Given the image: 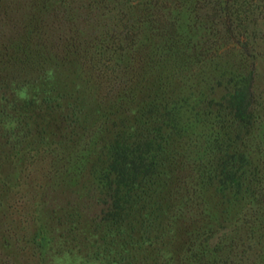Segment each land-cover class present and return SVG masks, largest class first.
<instances>
[{
	"label": "rangeland",
	"instance_id": "rangeland-1",
	"mask_svg": "<svg viewBox=\"0 0 264 264\" xmlns=\"http://www.w3.org/2000/svg\"><path fill=\"white\" fill-rule=\"evenodd\" d=\"M111 3L118 18H169L190 42L209 39L158 87L138 61L148 46L138 60L104 48L87 7L56 23L80 48L46 60L42 0H0V51L19 55L0 56V264H264V0ZM225 14L232 40L214 64L208 24ZM235 87L250 90L241 121ZM113 159L126 180L157 165L132 195L113 191ZM113 192L129 194L123 219Z\"/></svg>",
	"mask_w": 264,
	"mask_h": 264
},
{
	"label": "trees",
	"instance_id": "trees-1",
	"mask_svg": "<svg viewBox=\"0 0 264 264\" xmlns=\"http://www.w3.org/2000/svg\"><path fill=\"white\" fill-rule=\"evenodd\" d=\"M50 1H57L58 3L57 6L60 7L62 10H60V12L59 10H55V9H52L50 11L49 8H47L48 2ZM118 1H122V0H111V2L113 3H118ZM108 2L109 0H42V7H45L44 18H46L42 22V27H43L42 28V33H43L42 58L47 60L50 57L49 54L55 57L58 56L57 53L59 51L60 53L64 51L68 52L70 51V49L72 51H77V49L80 48L79 47L80 41L74 35L72 34L67 35L65 37L66 39H64L55 31L57 30L56 23L58 21V18H68L67 21H69L68 24H70L71 22L69 18L71 17L69 12L70 11L72 12V10L77 11V9L79 8L82 9L86 7H87V12L82 17V20L85 21H88V19L89 21L95 20L96 27H98V31H97L99 35L98 37H100L99 44H103V41H105V43L103 44L104 48H108L111 51L117 50L123 53H128V54L132 53L135 55L134 57L137 58L138 60L137 57L138 47L139 49L141 48L144 50L148 46L149 50L147 51V54L144 53L140 55L138 61L141 62L140 64L142 65V67L146 66L147 70L149 68V71H151L150 74L153 75L151 82L152 83L155 82V85L158 87H161L163 85L164 81L162 80H165L166 78L165 74H161L163 70L170 69V67L173 66L178 61L179 62L184 61L185 59L188 58L190 54H196V55L198 53L200 54V51H202L201 47L204 41L207 42L209 39L205 37L206 39L203 38V41L201 43H198L197 41L190 42L189 38H186V36L181 35V33L177 31L176 29L177 26L174 25L175 24L174 21L170 20L169 18H118L115 13L113 15L109 14L110 9H108L106 12L102 10L103 8L106 7V4ZM99 8H101L100 11ZM107 13H108V15H106L107 18L102 16ZM225 17L226 18H222L220 21H216V22L212 20L213 18H211L208 24V28L210 26H213L215 28L214 31H212L213 35H215L216 38L219 39L217 45L214 46V49L210 48V46H205V50L207 49L208 52L210 53L209 61H214V64L216 63L214 60L215 57L220 55L215 50H217V48L220 45H224L226 44V42L232 40V29H233L232 18H228L229 14H225ZM47 18H50V21L47 20ZM218 23L220 26L223 27L222 30L220 26L218 28ZM204 26L205 23L203 24V27ZM144 27L146 31L143 33ZM68 28L70 29V27ZM72 30L74 32L77 31L76 28ZM92 37L94 39L96 38V35H93ZM142 39H144L145 41L149 40L151 43L143 44ZM59 40H63L64 44L57 47ZM2 48L3 51L2 52L0 51L1 57L2 55L4 56L8 55V58L10 59L12 58L15 60L16 58H18L19 55L17 53L18 52L17 49H13V47H10V49L7 51L5 50L4 46H2ZM186 49L191 50L190 54L189 52H187ZM246 94H250V90L248 89L244 90L242 88L235 87L231 92L230 98L228 100L229 108L232 111V116L239 121L247 117L249 114V110H248L249 98H246ZM154 96H156V94H154ZM154 105H155L154 102L147 104V106H149L147 112L153 110L152 107L156 109L157 105L155 106ZM47 106L50 107L49 105ZM159 107L164 108V105L158 104V108ZM142 141L143 142L147 141L149 143L150 140L145 139ZM137 151H138L137 156H140L141 158H142L141 155L144 154V152H147V150H142L141 148L137 149ZM152 160L153 159H150L148 165H146V163H142L141 169L137 170L138 172L135 173L133 176H131L129 180L124 179L125 171L129 167L128 164L125 163L127 162V160L119 159L118 162L116 159L111 160V162L107 166L108 167L107 169L108 172L111 173V175L113 176L112 183L115 185L113 191L116 192L118 186L128 185L129 187L128 190H132L131 192L133 195L134 193L133 191L135 190V188L139 189L138 187L142 182L141 179H138V177L141 176V178L144 179L152 171L151 165L153 166L157 165V163H154V161ZM111 196L113 199V203L117 208L115 214L117 216L116 218L123 219L125 212L129 209L131 205L127 201L129 194H126V198L124 199H120L119 196H115L114 192ZM119 201H121V203H119Z\"/></svg>",
	"mask_w": 264,
	"mask_h": 264
}]
</instances>
